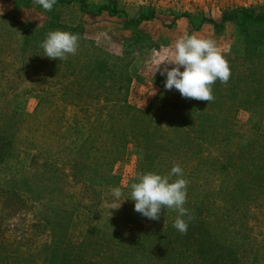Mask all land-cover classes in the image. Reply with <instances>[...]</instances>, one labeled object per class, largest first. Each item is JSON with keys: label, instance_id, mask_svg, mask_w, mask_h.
<instances>
[{"label": "rangeland", "instance_id": "rangeland-1", "mask_svg": "<svg viewBox=\"0 0 264 264\" xmlns=\"http://www.w3.org/2000/svg\"><path fill=\"white\" fill-rule=\"evenodd\" d=\"M86 4L92 11L104 4H115L121 12L112 15L104 11L95 16L76 5L56 3L51 11H45L34 0H0V131L12 140V155L0 164V239L17 243V252H39L43 244L50 242L49 231H41L39 222H44V216L62 201L89 206L100 199L101 204L92 208L96 215L102 208L117 210L110 209L112 189H104V194L96 197L91 190L96 187L88 188L89 183L68 174L71 140L77 130L73 121L85 114L124 112L126 106L143 110L161 92L164 98L156 109L172 112L175 100L182 96L175 89H165L166 78L156 69L174 54L175 42L184 35L212 40L231 69L227 84L217 80L212 85V102L196 100L199 111L211 114L213 124L220 129L239 130L234 143L255 136L260 145L256 151L261 146L264 150V37H260L264 26L257 33L260 41H252L246 37L247 29L231 23L221 31L207 24L193 30L188 17L183 16L189 13L198 24L203 17L219 19L224 12L243 7L260 12L264 11V0H86ZM139 12L153 17L137 25L130 16ZM75 18V25H66ZM55 22L61 24L55 26ZM55 30L78 35L76 54L62 61L43 56L40 44ZM254 31L255 27L248 29V33ZM98 55L111 67L116 66L112 73L115 79L109 78L107 87H93L92 75L83 69V62ZM76 80L90 90L79 92ZM120 83L122 88L110 87ZM214 151V159L220 158L219 150ZM248 152L246 157L254 158V151ZM46 155L52 156L56 174L69 175L62 176L65 191L74 197L65 199L63 194L52 192L53 186L57 187L51 184L54 182L38 176L36 171L43 169ZM138 163L135 148L129 144L113 166L122 193L125 189L129 192V185L140 174ZM189 174L194 176L190 169L186 176ZM188 190L187 184V193ZM125 198L127 194L123 193L121 202ZM260 202L257 212L261 213L264 203ZM257 230L264 238L263 219Z\"/></svg>", "mask_w": 264, "mask_h": 264}, {"label": "trees", "instance_id": "trees-1", "mask_svg": "<svg viewBox=\"0 0 264 264\" xmlns=\"http://www.w3.org/2000/svg\"><path fill=\"white\" fill-rule=\"evenodd\" d=\"M57 4L76 5L95 16L104 11L112 15L121 12L115 4L88 10L86 0H57ZM183 16L188 17L193 30L207 24L221 31L231 23L247 29L246 37L252 41H260L257 33L264 26V11L245 7L224 12L219 19L203 17L198 24L189 13ZM130 17L131 22L139 25L153 16L139 12ZM68 23L75 25L77 18ZM250 27L256 31L248 33ZM260 35L264 37V32ZM115 67L100 55L83 62V69L90 72L92 86L96 88L107 87L109 78L114 81ZM121 84L110 87L122 88ZM77 85L81 93L90 90L81 81L76 80ZM164 94L161 92L143 110L126 106L128 109L124 112L75 118L77 130L71 140L73 153L68 174L89 183L88 188L96 187L91 190L97 197L104 194V189L121 188L113 166L124 156L129 144L135 148L140 173L132 183L148 172L169 175L171 168L179 164L183 176H170V181L178 178L188 181L184 205L188 214L183 217L188 222L187 233L181 234L173 227L177 211L165 208L159 220H150L134 210L135 201L130 197L116 211L102 208L98 215L92 208L101 204L100 199L89 206H81L78 201H62L50 209L44 222H39L41 231H49L50 242L43 244L39 252L30 253L17 252V243L0 239V264H264V238L260 236L263 233L257 230L264 220V212H257L261 209L260 198L264 196V150L261 146L256 151L260 147L256 144L257 137L234 143L239 130L214 125L212 115L200 112L195 99H176L172 112L157 110ZM11 143L0 131V164L12 155ZM216 149L221 157L214 159L212 153ZM248 149L254 151V158L246 157ZM51 158L45 156L43 169L36 171L38 176L54 182L51 184L57 187L53 186L52 192L63 194L65 199L74 197L65 191L62 176L69 175L56 174ZM188 169L194 176L193 173L186 176ZM37 180L40 179L37 177ZM24 183L27 186L26 180ZM130 186L129 192L123 188L127 197ZM261 199L262 205L264 197Z\"/></svg>", "mask_w": 264, "mask_h": 264}, {"label": "clouds", "instance_id": "clouds-1", "mask_svg": "<svg viewBox=\"0 0 264 264\" xmlns=\"http://www.w3.org/2000/svg\"><path fill=\"white\" fill-rule=\"evenodd\" d=\"M45 11H51L57 0H34ZM79 37L71 32L55 30L47 34L40 44L44 54L50 59H67L69 54H76ZM163 65V68H161ZM183 69V70H181ZM165 76L166 90L175 89L183 98L206 101L214 100L212 85L219 80L227 84L231 76L228 61L220 53L215 43L210 39L195 34L184 35L175 42L174 54L158 64L156 71ZM205 110V109H204ZM170 176H183V169L179 164L171 168L169 175L152 172L142 174L138 182L131 184L130 195L135 201L134 210L150 220H159L162 211L173 209L178 212L173 227L181 234L188 231V222L183 219L188 214L184 207L187 198L188 181L178 178L170 181ZM113 200L110 209H119L121 203L127 199L120 187L111 190ZM189 219H192L189 216Z\"/></svg>", "mask_w": 264, "mask_h": 264}]
</instances>
